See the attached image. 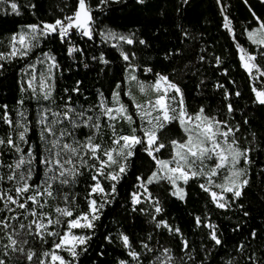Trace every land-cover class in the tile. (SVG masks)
<instances>
[{
  "label": "trees",
  "instance_id": "16d2710c",
  "mask_svg": "<svg viewBox=\"0 0 264 264\" xmlns=\"http://www.w3.org/2000/svg\"><path fill=\"white\" fill-rule=\"evenodd\" d=\"M15 2L20 6L19 15L10 10L0 11V52H9L11 37L22 28L63 19L72 15L78 4V0ZM87 2L93 9L96 33L108 29L121 34L135 33L134 38L145 43L128 45L121 42L120 47H114L116 41H103L98 34L91 40L82 36V53L73 62L57 34H50L42 37L39 45L27 57L0 61L3 64V68H0V115L7 111L13 121V126L9 127L0 119V138L6 139L11 135L15 139L17 114L24 112L30 129L27 139L36 157L33 184L40 183L46 171L39 164L45 150L41 126L37 123L42 108L51 107L53 111H59L65 105H70L77 112L84 110L95 119L100 111L99 94L111 103L112 92L120 84L121 100L127 103L135 124L119 122L115 124L116 131L120 135H127L132 127L138 128L140 125L133 104L125 95L129 85L126 80L128 62L122 59L121 51L135 53L132 63L138 65L135 75L140 81L153 83L157 74L168 76L183 92L189 113L194 115L203 108L205 115L227 120L229 126L239 129L235 136L240 148H251L252 151L249 153L251 163L246 165L248 184L242 196L235 199L229 194L230 206L221 209L213 202L210 192L200 187L207 184L205 177L182 183L184 199L172 195L174 186L168 181L152 183L147 185V189L153 199L145 198L134 205L132 194L140 186L137 178L146 179L156 169L151 157L137 146L135 155L128 161L126 173L116 183L115 193L106 197L108 202L101 209L99 219L94 221V227L74 230L91 237L85 245L77 248L78 257L74 264H121V261L125 264H264V104L257 101L253 91V87L264 90V76L256 73L250 75L243 68L237 48L238 43L256 54V63L264 70V58L247 36L248 31L259 27V21H264V0H144L142 4L137 0H120L119 3L109 0L106 6L99 7L100 0ZM225 17L231 22V30L224 27ZM256 17H259V21ZM44 53L54 56L59 66L55 71L51 101L43 100L39 92L34 95L25 79L28 65ZM101 55L108 61L107 64L98 59ZM216 57L220 58L219 64ZM148 68L152 71H145ZM77 87L79 91H73ZM236 92L240 95L237 96ZM19 101H23V104ZM228 104L232 105L231 112L228 111ZM100 123L96 142L107 148L112 142L108 127L110 122L101 117ZM65 126L69 127L67 124ZM74 132L75 138L81 142L91 134V130L85 127L77 128ZM173 139H185L178 122H172L160 133V140L166 145ZM21 147L27 152L28 145L21 144ZM171 155V147L158 153L161 159H170ZM16 159L17 154L12 149L0 145V161H3L0 175L5 177L0 181V188L5 191L12 187L6 179L9 173L7 165L14 164ZM210 162L215 163L213 160ZM91 163L93 161H89ZM242 164H245L243 159ZM81 171L74 183L53 186L54 197L44 198L47 201L44 212L55 218V208L65 206L64 195L69 196V204L75 214L88 210L86 198L93 181L88 170ZM221 178L216 176L213 179L216 183ZM111 183L102 180L106 192L111 193ZM93 198L98 203L104 200L99 195ZM157 201L162 209L160 213L155 212ZM2 207L3 203L0 202ZM16 212L23 213L24 210L17 209ZM15 214L5 210L0 212V219ZM25 216L26 213L16 220H10L13 227L0 229V259L5 264H39L41 260L46 264L43 254L50 252L53 242H58L59 238L46 237L45 242L28 235L29 229L19 228L20 223L27 225L33 219ZM197 217H200L199 225ZM66 220L62 218L61 226L53 225L50 230L62 234ZM160 221H165L168 227H157ZM209 223L215 225L222 241L220 245L210 238L211 229L206 227ZM177 228L179 232L175 231ZM31 231L34 233L35 229ZM9 234L20 242L24 253L5 247L9 243ZM122 235L129 237L131 247L124 245ZM184 241H187V248ZM145 244L147 248L143 247ZM164 249L169 252L164 253ZM57 251L65 260H72L64 250ZM132 251L139 253L138 259L132 258ZM28 252L35 253L32 261L25 259ZM157 257L160 259L157 260ZM168 257H171L170 261Z\"/></svg>",
  "mask_w": 264,
  "mask_h": 264
},
{
  "label": "snow or ice",
  "instance_id": "6c2138e0",
  "mask_svg": "<svg viewBox=\"0 0 264 264\" xmlns=\"http://www.w3.org/2000/svg\"><path fill=\"white\" fill-rule=\"evenodd\" d=\"M113 2L119 3L120 0H113ZM137 2L142 4L144 0H137ZM6 3H9V0H0V5ZM108 3L109 0H100L98 7L106 6ZM19 7L15 0L10 2L12 13L19 15ZM2 10L0 8V11ZM92 12L93 9L87 0H78L76 10L72 15L65 16L63 19H56L52 23L33 24L22 28L11 37L10 51L7 53L0 52V60L27 57L32 49L38 46L40 38L50 34H57L62 42L70 41L74 32H78L79 35L87 37L89 40L98 34L103 41H116V44L113 45L114 47H120L121 42L128 45H133L137 42L140 44L145 43L143 40L137 41L134 38L135 33L121 34L111 29L96 33L93 26ZM256 19L259 21V17H256ZM224 27L231 30V22L227 17H225ZM247 36L257 46L259 55L264 58V21H259V27L248 31ZM233 38H235L234 34ZM237 48L239 49L243 68L250 75L256 73L259 76H264V70L261 69L260 64L256 63V54L250 53L238 43ZM78 52H82V49L75 45L68 48L69 55ZM121 56L124 61L128 62L126 80L128 82H136L139 86V91L142 93L146 92L147 88H151L156 93L155 99H149L145 104L136 103L134 105L137 110L136 115L139 116L141 124L138 128L132 127L130 134L120 135L116 131L114 123L116 121L123 120L129 124H135L133 115L129 113L121 100L120 84H117L116 90L112 92L111 103L103 98L102 94H99L101 96L98 105L100 111L95 116V119L93 116L87 115L84 110L77 112L70 105H65L59 111H53L51 107L41 109L37 123L41 126V139L44 141L45 150L39 159V164L46 171L44 178L38 184L31 182L35 175L33 164L36 157L27 139V133L30 129L24 112L17 114L15 139L11 135L6 139L0 138V145L12 149L17 154L16 162L7 165L9 173L6 179L11 182L12 187L8 191L0 188V202L3 203L0 212L6 210L16 214L0 219V229L7 230L13 227L9 221L18 219L24 213L33 217L27 225L20 223L19 228L29 229L27 234L34 235L41 241H45L46 237L59 238L58 242H53L52 250L43 254L46 258H50V264H57V262L58 264H74L75 259L78 257L77 248L85 245L91 239L90 236L76 235L74 230L92 229L94 227V221L99 219L101 209L108 202L106 197L115 193L116 183L126 173L128 161L135 155L134 150L137 146H140L151 157L155 162L156 169L146 179L144 177L137 178L144 192H134L132 194L134 205L140 204L142 202L141 197L144 195L149 200L153 199L147 189V185L152 183L166 180L174 186L172 195L184 199V189L179 186L178 182L182 181L187 184L190 179L205 177L207 184H201L200 187L210 192L213 202L216 203L217 207L223 209L230 206L226 194L231 193L233 198L239 199L242 196L244 187L248 184V179L244 178L246 176L245 169L238 168L237 165H239L241 159L244 160L246 165L251 163L249 153L252 149L244 148L242 150L240 148L235 136V133L239 130L238 127L229 126L227 120L221 121L216 117L205 115L203 108H200L194 115L189 113L184 103L183 92L176 83L169 80L168 76L157 74L155 82L146 86L135 75L138 68V65L132 63L135 59V53L129 54L121 51ZM92 59L95 60L97 57ZM98 59L104 64L108 63L103 55ZM38 62L42 64L47 62L48 69L46 74H41L39 77V93L43 100L51 101L53 90V86L50 83L52 70L58 69L59 66L55 57L48 53L43 54V59L38 58ZM220 62V58L216 57V63L219 64ZM0 68H3V64H0ZM29 68L32 71L30 73L31 79L27 81V84L35 95L37 94L36 64H30ZM145 71L151 72L152 69L148 68ZM218 87H223V85H218ZM73 91H79V88L77 87ZM253 91L257 101L260 104H264V90H257L253 87ZM170 92L175 94L170 95ZM235 94L237 96L240 95L239 92ZM125 95H131V93L125 92ZM227 95L226 93V97ZM19 103L23 104V101H19ZM4 108L6 109L7 106H4ZM227 108L229 112L233 110L231 104H228ZM101 117L112 122L108 124L112 133V142L107 148L96 142V134L101 129ZM0 119L9 127L13 126V121L7 111L0 115ZM172 122L179 123L185 133V139L183 141L173 139L166 145L161 142L160 133ZM66 124L69 127H66ZM80 127L91 130V134L82 142L75 138L74 132L75 129ZM138 130L139 134H137ZM21 144L28 145L27 152L21 147ZM166 147H171L172 149L171 158H159L158 153ZM213 158H215L214 166L207 168L204 162L213 160ZM89 161H93V163L89 164ZM0 166H3V161H0ZM82 169L90 172L91 180L93 181L86 198L88 199V210L75 214L74 208L69 204V196L64 195L65 206L55 208V213L57 214L55 218L44 212L43 209L47 203L44 198L54 197L53 186L74 183L76 178L82 174ZM221 170L227 172V175H223ZM216 176H222L223 183L215 184L213 178ZM4 179L5 177L0 175V181ZM102 180L113 182L110 185L111 193L106 192ZM213 186L220 190L219 193L211 190ZM96 195L103 197L104 200L98 203L97 199L93 198ZM74 198L73 195V200ZM156 204L155 212L160 213L162 209L158 206V201ZM29 205H32V207L30 208ZM17 209L24 210V212L17 213ZM62 218H67L66 222L63 223V233L50 230L53 225L61 226ZM196 221L199 225L201 222L200 217H197ZM160 226L168 227L165 221H160L157 224V227ZM206 227L211 229L210 238L216 245H220L222 241L217 235L215 225L209 223ZM33 228L35 229L34 233L31 231ZM175 231L179 232V229L177 228ZM121 239L126 247H131L127 235H122ZM8 240L9 243L5 245L6 248L24 253V249L19 246L20 242L13 238L11 234L8 235ZM24 242L26 243L27 241L25 240ZM143 247L147 248V245L145 244ZM184 247H188L187 241H184ZM57 250L67 252L72 260H65L62 255L58 254ZM148 250L151 251V249ZM168 252V249H164V253ZM130 255L133 259H138L139 257V253L135 251L130 252ZM34 256V252H28L25 254V259L32 261ZM159 259L157 257V260ZM168 260L170 261L171 257H168ZM0 264H5V261L0 259ZM39 264H44V261L41 260ZM121 264H125V262L121 261Z\"/></svg>",
  "mask_w": 264,
  "mask_h": 264
},
{
  "label": "rangeland",
  "instance_id": "374dc122",
  "mask_svg": "<svg viewBox=\"0 0 264 264\" xmlns=\"http://www.w3.org/2000/svg\"><path fill=\"white\" fill-rule=\"evenodd\" d=\"M0 8H2L3 10L2 11H5V10H10L11 11V9H10V1H9V3H6V4H4V5H0ZM26 28V27H25ZM258 28V27H257ZM256 29V28H255ZM41 39H42V37L40 38V41H41ZM40 41H39V43H40ZM39 45V44H38ZM36 48V47H35ZM35 48H33V49H35ZM32 49V50H33ZM10 51V50H9ZM40 59H43V56H41V57H39ZM1 61V60H0ZM31 64H36V76H37V81H36V87H37V92H39V77H40V75L41 74H46L47 73V62H45V63H39L38 62V58H36V59H34L33 61H32V63ZM31 69L29 68V65H28V67H27V71L25 72V79H26V84H27V81L29 80V79H31V75H30V73H31ZM55 71H56V69H53L52 70V79H51V81H50V83L53 85V81H54V76H55ZM140 81V80H139ZM141 82H143V81H141ZM146 86L147 85H150V84H152V83H146V82H143ZM154 83V82H153ZM129 85H128V88H127V92H130L131 93V95H126L128 98H130V100H131V102H132V104H133V108H134V110L135 111H137L136 110V108L134 107V105L136 104V103H140V104H145L149 99H155V97H156V93L151 89V88H147V91L146 92H140L139 91V86L136 84V82H129L128 83ZM27 87H28V84H27ZM29 88V87H28ZM30 89V88H29ZM31 90V89H30ZM175 93H173V92H170V95H174ZM122 98V97H121ZM122 102L125 104V106L126 107H128L127 106V103L122 99ZM137 117L139 118V116L137 115ZM139 120H140V118H139ZM123 120H120V121H116V122H114L115 124H117V123H119V122H122ZM110 123H112V122H110ZM139 123L141 124V121H139ZM211 160H206L204 163L207 165V168H211V167H213L214 166V164H212L211 162H210ZM213 162H215V158H213ZM237 167L238 168H243V169H245V171H246V164H242V159L240 160V163H239V165H237ZM205 170H207V169H205ZM223 172H224V174L223 175H227V172H225L224 170H223ZM245 178V177H244ZM179 183V186L181 187V188H183L182 187V181L181 182H178ZM220 183H223V179L221 178V181H219V182H216L215 184H220ZM212 191H217L218 193H219V189H217V188H215L214 187V189H211ZM144 192V189L143 188H141L140 186H139V188H138V190H137V192H135V193H143ZM229 194H231V193H227L226 194V196H227V199H228V201H229ZM145 198H148L146 195H144V196H142L141 197V200H143V199H145ZM75 232V231H74ZM75 234L76 235H80V234H78V233H76L75 232ZM58 252V251H57ZM58 254H59V252H58ZM60 255V254H59ZM45 263L46 264H50V258H46L45 257ZM57 264H58V262H57Z\"/></svg>",
  "mask_w": 264,
  "mask_h": 264
},
{
  "label": "built area",
  "instance_id": "2783aa9c",
  "mask_svg": "<svg viewBox=\"0 0 264 264\" xmlns=\"http://www.w3.org/2000/svg\"><path fill=\"white\" fill-rule=\"evenodd\" d=\"M58 36V35H57ZM59 38V36H58ZM60 39V38H59ZM82 39V36L79 35L78 32H74L71 36V39L70 41H64L63 43L66 45L67 47V52H68V48L71 47L72 45H75L77 47H79L80 49H82V45L80 44V41ZM61 40V39H60ZM82 52H78V53H72L71 55H69L68 53V56L70 57V59L75 62L76 59H77V55L80 54Z\"/></svg>",
  "mask_w": 264,
  "mask_h": 264
}]
</instances>
